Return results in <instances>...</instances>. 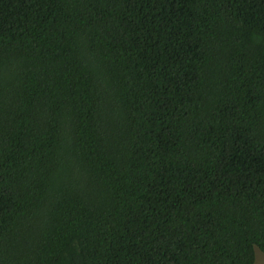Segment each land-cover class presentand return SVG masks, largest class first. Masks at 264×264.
<instances>
[{"label": "trees", "instance_id": "trees-1", "mask_svg": "<svg viewBox=\"0 0 264 264\" xmlns=\"http://www.w3.org/2000/svg\"><path fill=\"white\" fill-rule=\"evenodd\" d=\"M264 0H0V264H253Z\"/></svg>", "mask_w": 264, "mask_h": 264}, {"label": "rangeland", "instance_id": "rangeland-1", "mask_svg": "<svg viewBox=\"0 0 264 264\" xmlns=\"http://www.w3.org/2000/svg\"><path fill=\"white\" fill-rule=\"evenodd\" d=\"M253 264H264V253L258 249L255 251V260Z\"/></svg>", "mask_w": 264, "mask_h": 264}]
</instances>
